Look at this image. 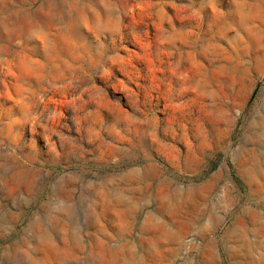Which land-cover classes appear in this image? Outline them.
Returning <instances> with one entry per match:
<instances>
[{"label":"rangeland","instance_id":"374dc122","mask_svg":"<svg viewBox=\"0 0 264 264\" xmlns=\"http://www.w3.org/2000/svg\"><path fill=\"white\" fill-rule=\"evenodd\" d=\"M87 258L264 264V0H0V264Z\"/></svg>","mask_w":264,"mask_h":264},{"label":"bare ground","instance_id":"6f19581e","mask_svg":"<svg viewBox=\"0 0 264 264\" xmlns=\"http://www.w3.org/2000/svg\"><path fill=\"white\" fill-rule=\"evenodd\" d=\"M117 193H118V192H117ZM84 195H85V194H84ZM114 195H115V194H114ZM116 195H117V194H116ZM117 196H119V195H117ZM79 198H80V197H79ZM79 198H78V199H79ZM78 199H77V200H78ZM121 201L123 202L124 199H121V198H120L119 201H117V202H121ZM78 202H80V201H78ZM125 202H126V201H125ZM128 202H129V201H128ZM75 204L77 205L76 200H75ZM120 204H121V203H120ZM69 205H70V204H69ZM70 207H71V206H70ZM132 209H133V208H132ZM126 210H127V209H126ZM64 211H65V210H64ZM128 212H129V211H128ZM67 213H68V212H67ZM64 214H65V213H64ZM80 214H81V213H80ZM70 217H72V215H70ZM59 219H60V218H59ZM67 219H68V218H67ZM88 219H89V218H88ZM65 220H66V219H65ZM87 221H88V220H87ZM99 221H100V220H99ZM60 222H61V221H60ZM102 222H103V221H102ZM70 223H71V222H70ZM93 223H94V222H93ZM61 224H62V222H61ZM67 224L69 225V223H67ZM72 224H73V223H72ZM70 225H71V224H70ZM86 225H87V224H86ZM60 226H61V225H60ZM64 226H66V225H64ZM95 226H96V225H95ZM58 227H59V225H57V228H58ZM86 227H87V229H88V228H89V225H87ZM90 227H91V226H90ZM93 228H94V227H93ZM95 228H96V227H95ZM99 229H102V232L104 231L103 228H99ZM53 230H54V229H53ZM53 230H52V231H53ZM60 230H61V229H60ZM69 233H70V232H69ZM42 235L45 236V237L47 238V237L50 236V233H49V231H48L47 233L42 234ZM51 235H52V233H51ZM66 235H67V234H66ZM116 236H117V235H116ZM122 245H123V244H122ZM158 248H159V247H158ZM164 249H165V248H164ZM166 253H167V252H166ZM166 253H165V254H166ZM22 256H23V255H22ZM90 256H91V255H90ZM92 259H94V258H92ZM92 259H91V260H92ZM20 260H21V259H20ZM22 260H23V258H22ZM32 260H33V259H32ZM32 260H31V261H32ZM125 260H127V258H126ZM87 261H88L89 264H95V263L90 262L88 258H87ZM92 261H93V260H92ZM22 262H23V261H22ZM93 262H94V261H93ZM98 262H99V261H98ZM125 262H127V261H125ZM125 262H124V263H125ZM85 263H86V262H85ZM73 264H74V263H73ZM98 264H99V263H98Z\"/></svg>","mask_w":264,"mask_h":264}]
</instances>
